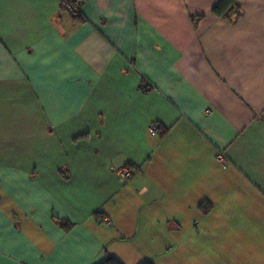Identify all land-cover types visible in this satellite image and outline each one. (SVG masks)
Masks as SVG:
<instances>
[{"label": "crops", "instance_id": "0c3cea01", "mask_svg": "<svg viewBox=\"0 0 264 264\" xmlns=\"http://www.w3.org/2000/svg\"><path fill=\"white\" fill-rule=\"evenodd\" d=\"M78 1L0 0V264H264V0Z\"/></svg>", "mask_w": 264, "mask_h": 264}, {"label": "trees", "instance_id": "16d2710c", "mask_svg": "<svg viewBox=\"0 0 264 264\" xmlns=\"http://www.w3.org/2000/svg\"><path fill=\"white\" fill-rule=\"evenodd\" d=\"M78 0H62L63 7L66 8L68 3H75ZM213 12L217 16L226 17L232 19L234 16L240 15L237 0H219L215 5ZM66 229L71 227L70 223L64 224ZM102 264H123L118 259L110 256ZM143 264H153L152 262H144Z\"/></svg>", "mask_w": 264, "mask_h": 264}, {"label": "built area", "instance_id": "2783aa9c", "mask_svg": "<svg viewBox=\"0 0 264 264\" xmlns=\"http://www.w3.org/2000/svg\"><path fill=\"white\" fill-rule=\"evenodd\" d=\"M81 6H82L81 2L77 1L75 3H68V5L66 6V9L73 17H79ZM149 131L152 136H156L159 134L160 128L157 125H151ZM219 159L220 160L223 159L222 154L219 155Z\"/></svg>", "mask_w": 264, "mask_h": 264}]
</instances>
